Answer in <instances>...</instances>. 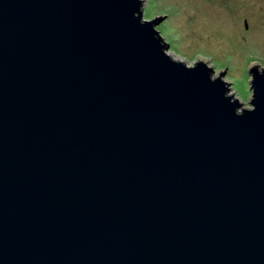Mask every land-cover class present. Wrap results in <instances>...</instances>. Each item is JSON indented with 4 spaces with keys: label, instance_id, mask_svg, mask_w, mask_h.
Instances as JSON below:
<instances>
[{
    "label": "water",
    "instance_id": "1",
    "mask_svg": "<svg viewBox=\"0 0 264 264\" xmlns=\"http://www.w3.org/2000/svg\"><path fill=\"white\" fill-rule=\"evenodd\" d=\"M143 4L0 0V264H264V67L243 108Z\"/></svg>",
    "mask_w": 264,
    "mask_h": 264
},
{
    "label": "rangeland",
    "instance_id": "2",
    "mask_svg": "<svg viewBox=\"0 0 264 264\" xmlns=\"http://www.w3.org/2000/svg\"><path fill=\"white\" fill-rule=\"evenodd\" d=\"M144 18L163 16L157 30L168 53L189 66L198 56L225 73L229 96L248 103L249 65L264 67V0H144Z\"/></svg>",
    "mask_w": 264,
    "mask_h": 264
}]
</instances>
